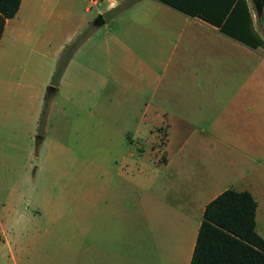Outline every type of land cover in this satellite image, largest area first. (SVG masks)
Here are the masks:
<instances>
[{
    "label": "crops",
    "instance_id": "0c3cea01",
    "mask_svg": "<svg viewBox=\"0 0 264 264\" xmlns=\"http://www.w3.org/2000/svg\"><path fill=\"white\" fill-rule=\"evenodd\" d=\"M120 1L21 0L6 20L0 39V169H57L64 139L73 156L82 135L97 122L108 123L101 115L119 111L137 130L152 126L156 134L163 128V158L158 149L142 151L139 169L105 170L103 182L93 180L88 231L107 237L102 264H137L129 243L135 236L137 250L139 225L143 247L145 224L150 264H189L204 208L225 189L250 192L255 230L264 238V86L251 85V65L257 61L264 68V49L198 16L223 21L232 7L251 12V0L177 1L198 15L138 0L106 18ZM102 4L96 13L105 23L93 26L89 13ZM89 26L55 92L47 94L64 46ZM249 26L256 29L255 21ZM49 142L53 151L47 152ZM186 142L217 143L211 151L224 154L205 160L188 152Z\"/></svg>",
    "mask_w": 264,
    "mask_h": 264
},
{
    "label": "rangeland",
    "instance_id": "374dc122",
    "mask_svg": "<svg viewBox=\"0 0 264 264\" xmlns=\"http://www.w3.org/2000/svg\"><path fill=\"white\" fill-rule=\"evenodd\" d=\"M102 8L104 4L91 9L90 22L97 16L96 10ZM238 11L239 19L245 21L244 25L248 27L245 14L240 9ZM248 13L251 25L254 20L256 26L255 32L252 28H249V32L259 40L260 44L256 46L264 49V0H251V12ZM238 22L240 23L239 20ZM253 69L256 71L251 73V85L264 86V68L256 61L251 65V70ZM68 79H71L70 74ZM62 87L65 92L66 87ZM61 90L62 88L59 91ZM259 97L260 95H255L254 102H258L256 99ZM95 101L94 97L91 103ZM98 112L100 113L99 109L96 114ZM83 114L80 113L81 118H84ZM102 118H106L108 123L97 122L88 135H82L76 149L74 148L73 156L67 149L69 139L63 140L65 147L57 169H0V187L7 197V204L0 206V264L104 263L107 237L94 236L88 231V199L91 197L92 182L94 179L103 182L105 170L139 169L138 155L142 151L146 155L147 150L158 149V156L162 159L164 131L162 127H157V133H151L149 130L152 126L147 125L140 126L137 130L136 122L126 120L119 111H113L107 116L101 115ZM49 143L47 152L53 151L54 143ZM183 144L188 145V152L205 160L219 158L224 154L211 151L217 143ZM157 153L153 152L150 159L145 156L144 161L152 162ZM260 176L264 181V171L261 170ZM139 228L138 225L137 250L135 236L129 243L131 253L134 256L136 251L137 264H150L151 253L148 246L151 235L145 224L144 243L140 248Z\"/></svg>",
    "mask_w": 264,
    "mask_h": 264
},
{
    "label": "trees",
    "instance_id": "16d2710c",
    "mask_svg": "<svg viewBox=\"0 0 264 264\" xmlns=\"http://www.w3.org/2000/svg\"><path fill=\"white\" fill-rule=\"evenodd\" d=\"M137 1L125 0L105 13L104 16L110 18L117 15ZM159 1L184 13L198 15L181 5V2L177 3L182 0ZM20 2L21 0H0V39L6 20L15 16ZM239 3L243 4V0H239ZM236 8L232 7L229 13H225L223 21L214 16L216 20L203 14L198 16L218 26L226 34L256 47L260 44L259 40L254 38L250 32L248 34L247 27L244 25L245 21H241L237 14L240 9L250 25L251 18L247 7H238L234 12ZM90 27H87L74 40L64 46L51 77L52 85H57L72 54L89 35ZM250 27L252 28V26ZM47 107L48 103L45 99L38 121L39 130L44 125ZM255 211L256 201L246 190L225 189L210 200L203 211L189 264H264V238L255 230Z\"/></svg>",
    "mask_w": 264,
    "mask_h": 264
},
{
    "label": "water",
    "instance_id": "95a60500",
    "mask_svg": "<svg viewBox=\"0 0 264 264\" xmlns=\"http://www.w3.org/2000/svg\"><path fill=\"white\" fill-rule=\"evenodd\" d=\"M104 23H105V19H104V17H103L102 14H98V15L94 18V20L92 21V25H93V26H100V25H102V24H104ZM55 90H56L55 86H53V85H48V87H47V94H52V93L55 92ZM37 137H39V135H37Z\"/></svg>",
    "mask_w": 264,
    "mask_h": 264
}]
</instances>
